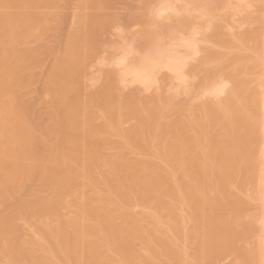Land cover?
Returning <instances> with one entry per match:
<instances>
[{
    "label": "bare ground",
    "instance_id": "obj_1",
    "mask_svg": "<svg viewBox=\"0 0 264 264\" xmlns=\"http://www.w3.org/2000/svg\"><path fill=\"white\" fill-rule=\"evenodd\" d=\"M177 2L0 0V264H264V0Z\"/></svg>",
    "mask_w": 264,
    "mask_h": 264
},
{
    "label": "rangeland",
    "instance_id": "obj_2",
    "mask_svg": "<svg viewBox=\"0 0 264 264\" xmlns=\"http://www.w3.org/2000/svg\"><path fill=\"white\" fill-rule=\"evenodd\" d=\"M177 1L178 0H176V2ZM172 2H173V0H158L157 8H158V10L160 12V15H164V14L168 13L169 11H171L170 8H166V7L170 6V4H172ZM177 3H179V2H177ZM115 36H117V35H115V33H113V36L112 35L109 36V40L116 41L115 40L116 39ZM167 44L169 46V49L172 50L176 54H181L184 51V48L181 47L178 44V42H176V41H173V40L170 41V42L168 41ZM130 56L131 55H129V57Z\"/></svg>",
    "mask_w": 264,
    "mask_h": 264
}]
</instances>
